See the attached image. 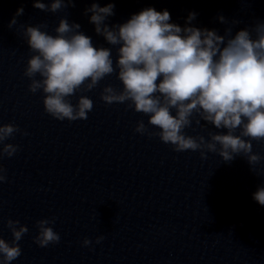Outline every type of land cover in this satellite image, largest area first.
<instances>
[{"label": "water", "instance_id": "1", "mask_svg": "<svg viewBox=\"0 0 264 264\" xmlns=\"http://www.w3.org/2000/svg\"><path fill=\"white\" fill-rule=\"evenodd\" d=\"M33 2L0 0V126L11 123L28 133L6 140L19 150L0 157L7 173L0 183V238L12 239L8 219L28 227L12 264H264V206L252 199L264 185V175L257 174L264 173V160L250 170L240 156L224 162L206 153L201 159L198 151L178 153L157 137L135 133L137 121L147 125L148 117L100 99L105 86L121 88L115 72L85 94L93 101L86 120L53 119L41 92L28 91L23 73L32 53L20 28L46 24L54 35L59 20L67 18L95 46L109 47L95 33L91 14L84 15L95 2L115 5L109 26L152 7L166 9L169 22L182 28L195 12L190 26L220 35L231 27L234 34L264 20V0H73L75 7L55 14ZM21 6L23 15L9 29ZM193 128L188 135L207 138L215 131L210 125ZM253 152L264 156V143L253 142ZM53 218L60 241L41 248L33 242L35 224Z\"/></svg>", "mask_w": 264, "mask_h": 264}, {"label": "clouds", "instance_id": "2", "mask_svg": "<svg viewBox=\"0 0 264 264\" xmlns=\"http://www.w3.org/2000/svg\"><path fill=\"white\" fill-rule=\"evenodd\" d=\"M32 6L53 14L75 7L73 0H34ZM114 8L113 3L101 7L94 2L84 10V15L91 14L95 33L109 47L95 46L80 24L69 23L67 18L59 20L54 35L46 24L20 26L32 53L23 75L30 81V93L41 92L45 113L57 121L86 120L93 101L85 94L115 72L121 88L105 86L100 99L106 105L126 104L127 109L148 117L147 125L137 121L135 133L157 137L178 153L198 151L201 159L206 153H215L224 162L240 156L246 158L250 170L264 160L253 152V142L264 143V20L234 34L229 27L220 35L190 26L195 12L189 13L182 28L169 22L166 9L147 7L126 22L109 26ZM23 13L21 6L9 29ZM219 19L228 23L222 16ZM193 124L202 130L210 125L215 131H208L207 138L188 135L186 130ZM18 132L28 135L11 123L0 126V157L11 158L19 150L18 145L5 143ZM6 180V169L0 167V183ZM252 199L264 206V185ZM54 223V218L36 222V245L44 248L59 243ZM6 227L12 239L0 238V264H12L21 256L19 241L28 232L19 220L8 219ZM102 239L98 237L96 243ZM90 243L83 240L84 247Z\"/></svg>", "mask_w": 264, "mask_h": 264}]
</instances>
